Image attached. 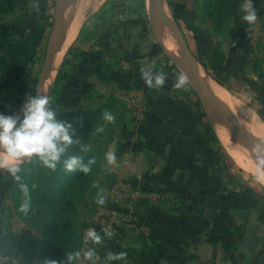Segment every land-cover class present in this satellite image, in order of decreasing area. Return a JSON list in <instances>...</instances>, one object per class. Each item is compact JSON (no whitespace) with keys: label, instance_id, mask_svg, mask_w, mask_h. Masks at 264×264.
I'll use <instances>...</instances> for the list:
<instances>
[{"label":"crops","instance_id":"obj_1","mask_svg":"<svg viewBox=\"0 0 264 264\" xmlns=\"http://www.w3.org/2000/svg\"><path fill=\"white\" fill-rule=\"evenodd\" d=\"M110 1L0 0V112L11 114L19 109L28 94H45L58 114L97 112L99 129L104 124L113 126L104 119L105 112L114 116L115 129L106 139L102 134V138L104 156L115 182L84 230L95 228L102 241L84 242L82 246L96 249V264H104L109 252L125 254L111 264H264V185L227 153L210 114L228 127L255 162L247 148L255 152L253 148L259 142L263 147L264 135L248 132L222 103L208 98L195 63L208 72L184 48L168 24L174 22L162 6L167 22L156 17L180 45V66L187 76L186 84L175 88L178 75L164 72L165 85L151 88L143 79L142 83L136 82L141 74L129 67L121 70L118 64L107 63L114 53L104 47L103 36L99 42L92 33L94 27L105 25V8ZM193 1L186 0L188 5ZM199 3L208 5L203 8L209 13L207 17H228L229 5L221 8L218 0ZM235 7L240 11V0ZM253 7L257 9L256 22L249 25L240 20L242 13L237 12L232 19L240 22L234 26L240 33L245 29L251 36H264V0H253ZM74 21V37L64 50ZM219 33L224 34V30ZM50 48L54 53L46 68ZM253 50L256 48L251 47L249 52ZM256 60L250 61L244 80L256 85L251 95L264 102V67L260 69ZM139 84L151 91L149 115L141 124L134 122L124 99L126 90ZM233 96L243 109L259 117L264 129V111L260 116ZM205 103L227 113L248 141L244 143L234 128ZM209 133L225 155L210 148ZM109 152L115 155L114 161H108ZM0 180L9 183L12 177L1 170ZM13 193V189L6 191L0 201V243L11 247L14 264H37L43 236L12 212ZM137 194L147 198H138ZM154 195L165 196L166 200H150ZM105 228L110 229L111 236L106 235ZM214 231H223L232 241L236 247L233 257L226 256L223 245L213 237ZM252 235L257 237L255 248L247 245Z\"/></svg>","mask_w":264,"mask_h":264},{"label":"rangeland","instance_id":"obj_2","mask_svg":"<svg viewBox=\"0 0 264 264\" xmlns=\"http://www.w3.org/2000/svg\"><path fill=\"white\" fill-rule=\"evenodd\" d=\"M159 1L160 7L162 6L169 13L170 19L180 29L192 57L205 67L208 74L218 84L224 86L261 116L264 111L263 99L252 96L255 92L252 89H256V85L247 84L244 78H246V70L250 68V61L253 58H257L256 63L258 61L260 69L264 67V36L259 34L256 37L251 36L252 33H247L245 29L240 33V30L234 26L237 23L239 25L242 20V18L232 19V15L240 12L239 7H235L238 0H219L220 4L227 7L229 5V9H227L228 17L218 20L207 17L209 13L203 8L208 5L199 3V0H194L191 5H188L186 0ZM200 7L203 10H200ZM231 8L235 11H231ZM105 10L107 17L105 25L94 27L92 34L99 42H101L100 37L103 36L102 38L106 40L104 47L108 46L107 48H111L114 53L110 59L106 60L107 63L118 64L121 70L129 67L134 70L135 74H141L140 69L149 64L153 65L155 71L171 72L177 75L184 73L183 66H180V56L176 59L178 64L163 51L157 40L154 29L155 18L157 22L161 23V21L155 15L152 0H111ZM175 13L179 18H175ZM222 30L224 34L219 33ZM209 31H212V34ZM202 38L206 39L203 40V44L200 42ZM174 42L177 45L175 40ZM251 47H255L256 50L249 52ZM138 76L141 77H136V82L142 83L140 81L143 79L142 75ZM190 89L195 92L192 87ZM111 125L113 126L109 124L101 126L103 130L94 139L97 142H94L96 150L104 151L103 138L106 139V136H110V130L112 132L115 129V120ZM209 145L213 151L225 155L212 133H209ZM257 148L264 149V146L261 147L259 142L253 149ZM99 159L101 167L94 165V168L84 176L81 182L72 186L66 196V207L71 215L69 219L72 220L74 226L71 233L80 235L84 233L92 214L100 205L97 202L98 194L105 196L106 199V192L114 185L115 180L109 163L105 161L106 157L102 155ZM42 166L40 163L35 164L32 166L33 172L37 173ZM16 204L14 203L12 212L18 216L23 215L24 213L19 208L17 209Z\"/></svg>","mask_w":264,"mask_h":264},{"label":"clouds","instance_id":"obj_3","mask_svg":"<svg viewBox=\"0 0 264 264\" xmlns=\"http://www.w3.org/2000/svg\"><path fill=\"white\" fill-rule=\"evenodd\" d=\"M240 12L242 20L252 25L256 22L257 9L253 7V0H240ZM142 78L151 88H160L166 83V75L162 71H155L153 65H145L140 69ZM187 82V76L181 72L176 79L175 88H182ZM106 121H114L110 112H105ZM103 129H97L102 131ZM76 138L73 124L67 120L60 119L51 98L45 94L26 95L19 109H14L11 114L0 112V170H6L15 180L21 181L22 165L36 160L43 167L55 171L62 162L64 168L69 172L81 171L88 173L94 160L84 163L81 157L66 155L73 144H79ZM255 179L264 184V149L255 150ZM109 162L115 160L111 152L107 154ZM24 199L19 204V210L28 214L31 210V196L29 186L26 183L19 185ZM35 187V185H33ZM97 202L105 203V197L98 194ZM107 236H111L110 229L105 228ZM85 244L92 242L99 244L102 236L95 228H88L84 233ZM124 253L113 254L109 252L104 264L123 257ZM67 264H96V249L80 248L66 253ZM44 264H59L55 259H48Z\"/></svg>","mask_w":264,"mask_h":264},{"label":"trees","instance_id":"obj_4","mask_svg":"<svg viewBox=\"0 0 264 264\" xmlns=\"http://www.w3.org/2000/svg\"><path fill=\"white\" fill-rule=\"evenodd\" d=\"M220 6L221 8L226 7L223 4H220ZM175 18H179L176 13ZM203 40L206 39L202 38L200 40L202 44ZM58 116L60 119L73 124L76 138L80 142L79 144H73L66 155L79 156L84 163L94 160V163L90 166L91 170L94 165L100 168L101 161L99 157L104 156L105 151L101 152L95 148L97 142L94 139L99 134V131H97L99 129L97 126L99 118L97 112H68L60 113ZM37 163L39 162L33 159L31 162L22 165L21 181H15L13 178L12 182L9 183L0 180V201L3 200L6 191L13 189V201L17 203L16 207L18 209V203L24 199L19 185L26 183L30 186L31 210L28 214L19 215L28 224L38 229L43 236L42 252L37 264H44V261L48 259H55L59 264H67L66 253L82 248L84 239L83 233L82 235L71 233L74 226L72 220L69 219L71 215L66 207V196L72 186L77 182H81L88 173L81 171L69 172L64 168L62 162L55 171L42 166L36 173L33 172L32 166ZM31 185H35V187Z\"/></svg>","mask_w":264,"mask_h":264},{"label":"bare ground","instance_id":"obj_5","mask_svg":"<svg viewBox=\"0 0 264 264\" xmlns=\"http://www.w3.org/2000/svg\"><path fill=\"white\" fill-rule=\"evenodd\" d=\"M76 26L77 22L74 21L72 26L73 30L68 39H66L67 42L65 43L64 50L66 49V47H68L69 43L73 39ZM154 26V29H156L155 33L158 36L157 39H159L161 45L166 50L165 52H167V54H169L171 57L177 59L178 56H180V45L178 43L177 45L175 44L174 36L165 27V25L157 22L156 18ZM195 67L196 69L200 70L199 72H201L202 84L205 89V92H207L208 98L210 100L216 101L217 104L222 103L225 106L226 110L230 112V114H232L248 130V132H251L255 135L258 134L260 136H263V124L260 121L259 117L252 110L243 109L238 99H236L226 88L216 83V81H214L210 75L204 73L200 69V66L198 64L195 63ZM210 119L212 121L215 132L219 140L224 145L227 153L242 169L251 172L255 175L256 162L250 158V155V157L248 156V154L243 150L242 147H240L233 133H231L228 130V127L214 114H210Z\"/></svg>","mask_w":264,"mask_h":264},{"label":"built area","instance_id":"obj_6","mask_svg":"<svg viewBox=\"0 0 264 264\" xmlns=\"http://www.w3.org/2000/svg\"><path fill=\"white\" fill-rule=\"evenodd\" d=\"M151 91L144 85H134L129 87L125 93V102L128 110L132 115L135 123H141L147 119L149 115ZM138 198L146 199L147 196L137 194ZM150 200L165 201L166 197L162 195H154L149 197ZM216 236L217 241L224 247V253L228 257H233L236 253V247L232 241L223 233V231L213 232V237ZM13 251L9 245L0 243V264H14Z\"/></svg>","mask_w":264,"mask_h":264},{"label":"water","instance_id":"obj_7","mask_svg":"<svg viewBox=\"0 0 264 264\" xmlns=\"http://www.w3.org/2000/svg\"><path fill=\"white\" fill-rule=\"evenodd\" d=\"M152 3L154 5V11H155V14L156 16H158L159 18H161L162 20L166 21V18L163 14V8L160 7V1L159 0H152ZM169 26H171L174 31L176 32V35L181 39L183 45H184V48L187 49L186 47V42L184 40V38L182 37L181 35V31L180 29L175 25V24H170L168 23ZM54 53V48H50L49 52H48V56H47V65H46V68L48 67V64L50 62V59L52 57V54ZM205 107L207 108H210V109H213L219 116H221L229 125H231L234 130H235V133L237 134V136L244 142L246 143L248 140H247V137L246 135L242 132L241 128L237 125V123L227 114L225 113L222 109H220L218 106L216 105H213V104H209V103H205L204 104ZM249 150V152L251 154H253L254 156L256 155V152H253L252 150H250L249 148H247ZM256 241H257V237L255 235H252L249 239V242L247 243V245L250 247V248H255L256 247Z\"/></svg>","mask_w":264,"mask_h":264}]
</instances>
